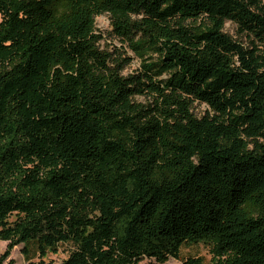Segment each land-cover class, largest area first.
I'll list each match as a JSON object with an SVG mask.
<instances>
[{
	"label": "trees",
	"instance_id": "obj_1",
	"mask_svg": "<svg viewBox=\"0 0 264 264\" xmlns=\"http://www.w3.org/2000/svg\"><path fill=\"white\" fill-rule=\"evenodd\" d=\"M0 240V264H264V2L0 0Z\"/></svg>",
	"mask_w": 264,
	"mask_h": 264
},
{
	"label": "rangeland",
	"instance_id": "obj_2",
	"mask_svg": "<svg viewBox=\"0 0 264 264\" xmlns=\"http://www.w3.org/2000/svg\"><path fill=\"white\" fill-rule=\"evenodd\" d=\"M262 2H264V0H262ZM95 26H96V30L100 32L103 37V39L100 42L101 48L108 50L111 53L113 59H121V63L123 64V68H122L123 75L138 74L143 71L142 59L139 56H137L135 51L129 47L127 41L120 39L119 37L115 36V34L113 33L110 24V17L108 14L98 15L95 18ZM224 31L229 33L235 39H241V42L244 45H249L248 38L239 36V34H237L236 32L235 26L230 22L226 23ZM113 63L114 61H111V64ZM165 77L166 75H162L160 78H165ZM134 98L136 101L144 104L152 100L151 96L145 94H138ZM205 109L206 106H204L203 104H198L197 102L194 103L193 111L195 113L201 114L205 111ZM22 246H23L22 244L15 246L12 249L10 256L4 261L3 264H8L9 261H12L13 264H26L27 261L21 252ZM5 247H6V242L0 240V255L5 250ZM64 248L61 247L56 254L49 253L44 260L51 264H60V262L68 255L67 251ZM180 254L183 257L190 255H199L203 257L205 262L210 263L211 261L209 246L203 243L183 246L180 249ZM34 260H36V258H34ZM148 261L149 260L147 258H144L142 261H140L139 264H148ZM164 264H183V263L180 260L169 258V260Z\"/></svg>",
	"mask_w": 264,
	"mask_h": 264
}]
</instances>
